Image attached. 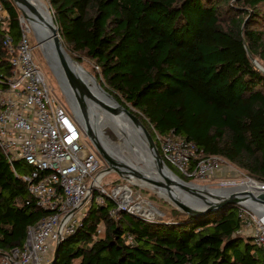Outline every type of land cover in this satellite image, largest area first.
Wrapping results in <instances>:
<instances>
[{"label":"trees","instance_id":"16d2710c","mask_svg":"<svg viewBox=\"0 0 264 264\" xmlns=\"http://www.w3.org/2000/svg\"><path fill=\"white\" fill-rule=\"evenodd\" d=\"M73 59L94 60L107 91L156 136L175 134L264 183V0H47ZM10 33L21 35L13 0ZM0 28V71L11 54ZM153 132V133H152ZM180 178L190 180L167 164ZM16 170V173L14 171ZM0 148V252L22 246L50 214ZM94 201L47 264H264L241 233V205L150 220ZM103 225L102 234H98ZM131 236L133 241H128Z\"/></svg>","mask_w":264,"mask_h":264},{"label":"built area","instance_id":"2783aa9c","mask_svg":"<svg viewBox=\"0 0 264 264\" xmlns=\"http://www.w3.org/2000/svg\"><path fill=\"white\" fill-rule=\"evenodd\" d=\"M19 20L21 35L16 41L10 33L11 14L0 4L3 44L11 54L10 73L0 71V148L11 164L21 160L30 168L22 178L36 204L50 214L29 228L22 246L0 252V264H47L56 244L75 232L92 201L105 204L107 198L113 199L117 203L110 211L113 217L120 210L138 214L140 209L133 205L128 185H117L111 192L106 189L103 181L110 172L102 168V158L76 113L52 91L34 59L30 29L22 17ZM158 138L165 163L187 179H211L224 169V158L207 155L184 137ZM240 217L241 233L264 254V218L243 205ZM102 233L99 228L98 234ZM127 239L133 241L131 236Z\"/></svg>","mask_w":264,"mask_h":264},{"label":"water","instance_id":"95a60500","mask_svg":"<svg viewBox=\"0 0 264 264\" xmlns=\"http://www.w3.org/2000/svg\"><path fill=\"white\" fill-rule=\"evenodd\" d=\"M13 1L14 3H16L17 6H19L20 5L19 2L22 1L23 4L29 10L34 9L31 3L28 2L27 0L26 1L13 0ZM38 43L40 46H42L39 39H38ZM52 46L54 49V54L52 55V59L51 56H46V54L44 53L47 59V63L50 69L52 70L53 74L55 75L56 79L58 80L63 93L67 97L69 103L72 105L74 112L78 117V121L83 127L84 133L89 138L95 150L102 158V160L108 165L107 170L109 172L111 171L116 172L122 179L126 180L129 183L149 187L158 192H164V194H166L174 202L176 208L185 213L198 214L209 210H216L230 203L247 206L250 209H252V207L249 206V204L247 203L249 201H252L253 204L256 205L259 204L258 205L259 207L263 206L261 213L264 214V185L259 184L258 186L256 185L255 187L250 189H237L238 186L226 187L223 189L228 190V192L222 195L211 193V191L209 190L210 188L194 189L193 187H191L190 185L194 183H189L183 180L182 178H180L165 163L153 136L151 135L150 131L146 128V126L142 123V121L139 119V117L136 114H134L130 109H128L126 106L121 105L113 95H111L109 92L105 90V94H107L113 101L118 103L120 105V108L141 128L143 139L146 143L145 145L147 150L146 154L147 155L149 154V156H151V159L153 162L156 163L159 172L162 175H164L166 179H161V177L160 178L151 177L141 173H134L126 169L121 162L117 161L114 158V156L111 154L109 149L103 144L102 140L100 139L99 135L97 134V132L95 131L94 127L91 124L89 107L84 97L85 93L90 94V91H88L87 87L83 84L81 78L77 75L74 69V65H78L80 67L83 66L80 65L77 61H75L68 53L59 34V29L55 33ZM254 61L257 64V66L264 71V68H262L261 65L257 63V60ZM94 78L96 79L95 76ZM166 171L175 174L176 177H178L181 180V182L178 183L172 180L171 178H169L167 175H165ZM135 179L144 180L148 182V184L142 185L141 183L134 181ZM171 184L181 187L183 190H186L188 194L192 196L188 197L181 193H178V191L175 190V187H172ZM165 188H167L169 191H167ZM219 189H212V190H219ZM252 210L256 214H258L257 211H255L254 209ZM131 213L138 215L135 212H131ZM258 215L261 217L260 214ZM59 243L60 241L56 244V248L54 251V258L56 256Z\"/></svg>","mask_w":264,"mask_h":264},{"label":"bare ground","instance_id":"6f19581e","mask_svg":"<svg viewBox=\"0 0 264 264\" xmlns=\"http://www.w3.org/2000/svg\"><path fill=\"white\" fill-rule=\"evenodd\" d=\"M27 1L31 3L34 8L33 10H29L22 1L19 2V8L22 11L23 15L28 18L29 22L31 23V27L38 36L42 48L46 52V55L51 56L52 59V55L54 54L52 44L58 27L55 24L53 15L50 11L51 8L49 7V4L46 0ZM261 67L263 68L262 65ZM74 69L77 75L81 78L83 84L87 87L88 91H90V94L85 93L84 97L89 107L91 124L99 135L103 144L109 149L114 158L117 161L121 162L126 169L134 173H141L151 177H159L152 175L159 174L161 179H166L165 176L159 172L157 165L152 161L151 156H149V154H146V143L143 139L141 128L120 108V105L118 103L113 101L107 94H105V90L101 88L102 85L98 83L96 79L93 78L89 73H87L83 67L74 65ZM98 101H100L101 103ZM103 104L105 105V107L109 108L107 109V111L103 109ZM108 112H110L111 114H109ZM117 112H119L120 114L117 115ZM107 127H109L116 136H109L108 134H106L105 128ZM139 145L141 146L143 151L138 149ZM145 164L150 167L152 174L146 172L143 166ZM165 175L178 183L181 182V180L171 172L166 171ZM134 181H137L142 185L148 184V182L140 179H135ZM256 185L258 186L259 184L249 181L244 183L242 187H238L237 189H250L255 187ZM190 186L194 189H207L206 187H201L196 184H191ZM180 188H177L175 186V190L178 191V193H181L188 197L192 196L188 194V192ZM226 192H228V190L221 189L219 195L226 194ZM160 194L165 195L164 192H160ZM247 203L249 204V206L253 205L254 208L258 211L257 213L260 214L262 218L264 217V214L261 213L263 206L259 207V204H253L252 201H249ZM138 208L140 209L141 207L137 206V209Z\"/></svg>","mask_w":264,"mask_h":264},{"label":"rangeland","instance_id":"374dc122","mask_svg":"<svg viewBox=\"0 0 264 264\" xmlns=\"http://www.w3.org/2000/svg\"><path fill=\"white\" fill-rule=\"evenodd\" d=\"M48 4H49V2H48ZM15 5H16V3H15ZM17 7H18L19 12H20V17L23 18L24 26L25 27L28 26V28L30 29V31L28 32V36H29V39H30L31 47L33 48V55H34V59H35L36 63L38 64L39 68L42 70V72L46 76V79H47L52 91L57 96V98L61 102H63V104H65L69 109L74 111L72 105L69 103L67 97L63 93L58 80L56 79L55 75L53 74L52 70L50 69V67H49V65L47 63V59L45 57L46 52L43 50L42 46L39 45V43H38V39L39 38L36 35L35 31L32 29L31 23L29 22L28 18H26L23 15V13L20 10L19 6H17ZM49 7H50V5H49ZM262 9H264V6L262 7ZM50 11H51V9H50ZM79 64L83 66V68L86 70L87 73L89 72V74L91 76L93 75L92 76L93 78L95 76L97 81L104 88V90L107 91V87H106V85L104 83V80L102 78L101 70L97 67V64H96V62L94 60H92L90 58H85L83 60V62L79 63ZM107 92H109V91H107ZM87 99H89V98H87ZM128 106L129 107H127V106L126 107L128 109H130L134 113L135 112L134 109L130 105H128ZM102 107H103L104 110L107 111V108H104L105 107L104 104H103ZM108 113L111 114L110 112H108ZM119 114L120 113L117 112V115H119ZM112 115H114V114H112ZM108 126H109V124H108ZM105 129H106L105 130L106 134H108L109 136H112V135L116 136V135H114L115 133L109 127L105 128ZM149 131L151 133V130H149ZM153 138L156 139V136H154ZM138 149L143 151V149L141 148L140 145L138 146ZM143 166H144V168H145L147 173L152 174V172L150 170V167L148 165L145 164ZM107 167H108V165L102 160V168L103 169H107ZM152 175L160 177L159 174H152ZM183 180H185V179H183ZM185 181H187L189 183H194V184L199 185L201 187L210 188L209 190L211 191V193H214V194H219L221 192V189H219V188L223 189V188H226V187H237V186L238 187H242L244 183L249 182V181L255 182L257 184L261 183V182L253 180L252 178H250L248 176V174L246 172H244L243 170L239 169L237 166H235V165H233V164H231L230 162H227V161H225V163H224L223 171L220 172L215 177H212L211 179H205V180H201V179L192 180V179H190V180H185ZM103 182H104V185H105L106 189L109 192H111L117 185H123V184L124 185H128L130 187V189L132 190V196H133L132 197V203H133V205H137V206L140 205L139 207H141L140 208L141 210H139L138 215H140V216H142L144 218H147V219H150V220H158V219L164 218L165 211L166 212H171L172 208H176V206L174 205V202L166 194L165 195H161L160 192H158L156 190H153L152 188L145 187V186H140V185L133 184V183H129L126 180L122 179L114 171H111L110 173H108L105 176ZM171 186L172 187L176 186L177 188H180L179 186L174 185V184H171ZM211 188L212 189H219V190H212ZM165 189L167 191H169L167 188H165ZM251 207H252V209L257 211L254 208L253 205ZM152 214H154V215H152ZM99 228L104 230L103 225H100Z\"/></svg>","mask_w":264,"mask_h":264}]
</instances>
